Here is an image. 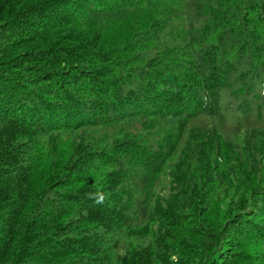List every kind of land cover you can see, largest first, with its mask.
I'll list each match as a JSON object with an SVG mask.
<instances>
[{"label": "trees", "instance_id": "16d2710c", "mask_svg": "<svg viewBox=\"0 0 264 264\" xmlns=\"http://www.w3.org/2000/svg\"><path fill=\"white\" fill-rule=\"evenodd\" d=\"M0 264H264V0H0Z\"/></svg>", "mask_w": 264, "mask_h": 264}]
</instances>
